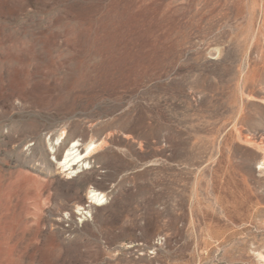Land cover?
<instances>
[{"label": "rangeland", "instance_id": "374dc122", "mask_svg": "<svg viewBox=\"0 0 264 264\" xmlns=\"http://www.w3.org/2000/svg\"><path fill=\"white\" fill-rule=\"evenodd\" d=\"M0 264H264V0H0Z\"/></svg>", "mask_w": 264, "mask_h": 264}, {"label": "bare ground", "instance_id": "6f19581e", "mask_svg": "<svg viewBox=\"0 0 264 264\" xmlns=\"http://www.w3.org/2000/svg\"><path fill=\"white\" fill-rule=\"evenodd\" d=\"M77 146H78V142H75L71 147L67 149L64 160L62 162V167H64L65 170L71 169L74 165L81 162L84 158L90 156L96 148V145L93 147H89L86 153L82 155L76 149ZM92 192L93 193L91 198H95V200L100 201L101 200L100 193L98 194L96 191H92Z\"/></svg>", "mask_w": 264, "mask_h": 264}]
</instances>
